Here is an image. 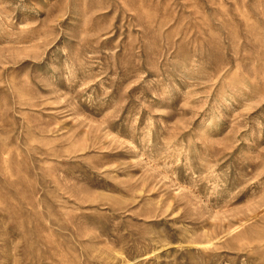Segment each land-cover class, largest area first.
Segmentation results:
<instances>
[{"label": "rangeland", "instance_id": "374dc122", "mask_svg": "<svg viewBox=\"0 0 264 264\" xmlns=\"http://www.w3.org/2000/svg\"><path fill=\"white\" fill-rule=\"evenodd\" d=\"M0 264H264V0H0Z\"/></svg>", "mask_w": 264, "mask_h": 264}]
</instances>
